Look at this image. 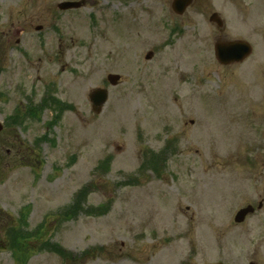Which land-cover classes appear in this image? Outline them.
Wrapping results in <instances>:
<instances>
[{
  "label": "rangeland",
  "instance_id": "1",
  "mask_svg": "<svg viewBox=\"0 0 264 264\" xmlns=\"http://www.w3.org/2000/svg\"><path fill=\"white\" fill-rule=\"evenodd\" d=\"M64 1L0 0V264H264V0Z\"/></svg>",
  "mask_w": 264,
  "mask_h": 264
},
{
  "label": "water",
  "instance_id": "2",
  "mask_svg": "<svg viewBox=\"0 0 264 264\" xmlns=\"http://www.w3.org/2000/svg\"><path fill=\"white\" fill-rule=\"evenodd\" d=\"M193 2V0H174V6L176 11L182 14L189 5ZM83 3V2H82ZM81 2H62L60 4V8L67 10L71 8H80L82 6ZM212 21H216L219 26H223L224 22L219 16L218 13H215L211 16ZM217 56L218 59L224 63L228 64L230 62H239L245 60L251 52L253 51L252 45L244 40L238 41H219L216 45ZM110 80L113 84H117L119 81L120 76L118 75H109ZM109 96V90L106 89H97L92 92L91 99L94 104V110L96 113H100L103 109V106L107 103ZM4 129V125L0 121V132ZM254 212V208L252 206H248L245 209L239 211L236 217V221L242 222L246 219L248 213Z\"/></svg>",
  "mask_w": 264,
  "mask_h": 264
},
{
  "label": "trees",
  "instance_id": "3",
  "mask_svg": "<svg viewBox=\"0 0 264 264\" xmlns=\"http://www.w3.org/2000/svg\"><path fill=\"white\" fill-rule=\"evenodd\" d=\"M30 116H31V114H30ZM12 118H14V116ZM0 225H2L4 227V230L3 231L7 232L6 233L7 235L12 236L11 239H12V242H14L13 245L15 246V247H12V250L15 253H18L19 250H18L17 247L23 248L24 246L22 244H20V242H19V240L21 239V237H20L21 235H16V237H15V234L16 233H19L21 231L18 228L17 222H14L13 217L9 213L2 212L1 209H0ZM15 253H14V255L16 257V262L18 264H23V262H25L26 259H22L21 257H19Z\"/></svg>",
  "mask_w": 264,
  "mask_h": 264
},
{
  "label": "flooded vegetation",
  "instance_id": "4",
  "mask_svg": "<svg viewBox=\"0 0 264 264\" xmlns=\"http://www.w3.org/2000/svg\"><path fill=\"white\" fill-rule=\"evenodd\" d=\"M43 29V28H42ZM19 33H24V31L22 30V31H20V30H17ZM21 42V39H18V43H20ZM55 97H56V95H55V91H53V93H50L49 94V96H48V98H47V101H50V102H48L49 104H50V106H47V108H51V107H53V108H55L56 110L58 109V107H61V106H63L64 105V103H66V101L64 102H59V100H56L55 99ZM62 104V105H61ZM26 109L29 107V105H28V107H26V106H24ZM22 108V107H21ZM31 108H32V106L30 107V110H31ZM19 110H20V108H18ZM25 109V110H26ZM32 111V110H31ZM18 113H19V116H20V118L22 117L23 119H25V121L29 118V115H28V113L26 112V111H24V112H22V110L21 111H18ZM57 117V116H56ZM260 205H262V207H260ZM264 207V198L262 197V198H260L259 199V201H258V209H262ZM238 224H241V223H238ZM215 263H223V264H229L228 263V260L227 259H225L224 257H221L220 259H217V260H215V261H212V262H208V263H206V264H215ZM192 264H199L197 261H195V260H193V263ZM250 264H255L254 262H251Z\"/></svg>",
  "mask_w": 264,
  "mask_h": 264
}]
</instances>
